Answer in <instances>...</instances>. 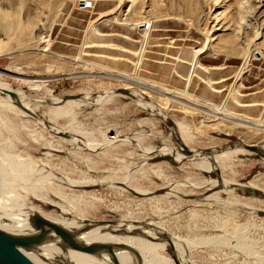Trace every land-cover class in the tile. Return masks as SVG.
<instances>
[{
  "label": "rangeland",
  "instance_id": "1",
  "mask_svg": "<svg viewBox=\"0 0 264 264\" xmlns=\"http://www.w3.org/2000/svg\"><path fill=\"white\" fill-rule=\"evenodd\" d=\"M79 1L0 0V16L24 23L11 33L20 45L0 53V84L37 113L25 120L1 106L0 146L58 178L27 202L53 219L67 210L162 232L141 237L176 241L191 264H264V0H93L88 10ZM161 63L184 71L165 76ZM55 98L76 104L53 121ZM176 250L161 253L178 264Z\"/></svg>",
  "mask_w": 264,
  "mask_h": 264
},
{
  "label": "bare ground",
  "instance_id": "2",
  "mask_svg": "<svg viewBox=\"0 0 264 264\" xmlns=\"http://www.w3.org/2000/svg\"><path fill=\"white\" fill-rule=\"evenodd\" d=\"M0 20H1L0 21V53H2L4 51L5 55H6V54H10L9 52L11 51V47L13 44H14L13 46H17V47L20 45L21 41L19 42V44H17L16 42L15 43L13 42V44L11 43V41H14L12 39L13 34L11 35V33H15L14 35L17 36L18 33L16 35V31H19L23 27L22 26L23 22L21 23V21H19L18 23H15L16 21L14 22V20L10 21L7 14H2L0 16ZM94 22H90V25H92ZM27 23H29V22H27ZM28 25L30 26V24H28ZM31 26H33V25H31ZM24 28H23V33H25ZM27 28H25V30H27ZM30 28H32V27H30ZM28 32L30 33V31H28ZM19 33H20V31H19ZM31 33H33V32L31 31ZM27 35H28V33H27ZM93 36L94 35H92L91 33H88L87 39L91 41L94 39ZM96 36H95V38H96ZM23 37H24V34H23L22 38ZM94 40H96V39H94ZM144 52H142V53L144 54ZM141 56H142V54H141ZM171 57H173V56H171ZM146 65H148V62H146ZM150 66H148V68H150ZM94 67H95V65H94ZM161 67L163 68V69L162 68L161 69L164 71L165 76L169 75L168 77L177 76L178 74H180L182 72V70L184 71V69L182 67H180V65L177 66L176 63L172 64V65L161 63ZM16 74L18 76H21L22 78H24V79H22L20 77L23 81L21 79L20 80L24 84L27 83V84L31 85L32 82L29 81L30 76L29 77H28V75L24 76L23 72H21V71L17 72ZM32 86H34V88H41L38 84H32ZM127 88H128V86H127ZM27 90H28V88H27ZM37 91H39V90H37ZM128 91H129V89H128ZM178 91H179V89H178ZM186 91H187V89H186ZM106 93H108V92H106ZM118 93H120V92H118ZM124 93L130 94L127 91H125ZM6 94H8V95H6ZM112 94H110V95H112ZM132 96H134V95H132ZM129 97H131V96H129ZM26 98L27 97L22 92V90H18V89L10 90L8 88V86H5V84H3V85L0 84V107L1 106L4 107V105H6L9 109H11V110L8 109V111H10V112L13 111V113L15 111L21 117L25 118V120L27 117H30V115L32 117V115L34 114L33 109L28 105L29 103L26 102ZM99 98H102V96ZM132 99H134V98H132ZM140 103H142V102H140ZM52 104L54 106H57V107L51 108L49 111V115L51 117H53V121H54L57 117L66 116L67 114L70 115L71 108L76 103L74 100H69L67 98H62V99L61 98L60 99L55 98L53 100ZM80 105H82V104H80ZM33 106H34V103H33ZM155 109H156V107H155ZM35 110H37V109H35ZM161 111H160V114H161ZM162 113L163 114H161V115H164V112H162ZM36 114H34V116ZM45 121L47 123L52 122L51 118L50 119L48 118ZM43 124H41V125H43ZM43 128H44V126H43ZM59 128L58 127H51L52 133L58 138H61L60 136H67L66 134H68V133L66 131H63L62 129H59ZM45 129H47V128H45ZM61 139L63 140V138H61ZM64 143H65V141H64ZM259 149H261V151H264V148L259 147ZM242 150H244V149H242ZM261 151H260V153H261ZM62 153H63V151H62ZM253 153H255V152H252V154ZM47 154H45V155H47ZM185 154L188 155V158L189 157L193 158L195 155L196 157L201 156V159H203V160L206 159L205 154L203 153V151L201 152L200 150L199 151L198 150L193 151L192 149L187 148L185 150ZM162 155H164V154H162ZM175 155L177 156L178 160H180V159L183 160V159L187 158L186 156L184 157L183 155H180V154H174V156ZM169 156H171V155H169ZM263 156H264V153H263ZM215 157H217V156H215ZM220 157L222 158L223 156H220ZM20 158L21 157L18 158V155L12 156V155L8 154L0 146V231L5 233V234H8L10 236L22 238V239H25V241H27L28 245L26 247L15 248V251L17 253H19L20 255H22L25 259H27L31 264H175L172 260H169V259H166L165 257H163L162 253H161L165 250H172L173 247H176V249H177L176 250V256H177L178 264H191V263H189V261L185 260L186 259L185 255H184L185 249L181 248L179 243H177L176 241L171 240L172 241V246H171V244L169 245L168 243H155V242L150 241V239L147 240V239H144L143 237H141V234H144L143 236H145V235L147 236V234H148L149 236H151L153 238H157V237L159 238V236H161V238H162L164 236L163 235L164 233L161 232L160 234H157L154 229H153V231L155 233L151 232V230H152L151 228H147L145 226H140L137 224L135 225L132 222L131 223H113V224L109 225L107 223H90L88 220H85V219L83 220V218L80 219L79 221H77V220H75V218L72 219L69 216V214L66 212L67 210L65 211L64 209H62L64 211H63V215L60 219H59V217H58V219H53V218L49 217L50 214L47 216L45 214V212L39 210L40 208L36 209V208L32 207V205L29 204V202H27V198L29 196H34L36 198L40 197L41 195L39 194V192H41L40 190L43 189V187H45L44 186L45 180L51 178L53 176V174H52V172H50V173L47 172L44 169V167H40L41 166V165H39L40 162H33L31 160H28V161L27 160H21ZM173 158L174 157H172V160H174ZM221 158H218V159L220 160ZM29 159H31V158H29ZM172 160H171V162H172ZM189 160H191V158ZM211 166L209 165L208 162H206L204 160V162L202 164V168L204 167L203 169H207V172L208 171L212 172L213 166L212 167ZM215 169H217V168H214V170ZM54 178H57V177L55 176ZM112 181H114V180H112ZM211 182H212V179H211ZM64 183L68 184V186H74V187L75 186H77V187H82V186L85 187L86 186V185H82V184L80 185L77 182H70L69 180H65ZM83 183H86V182H83ZM223 183H224V185L225 184L231 185L230 183H228V182L226 183L225 181H222V184ZM92 184H93V182H92ZM210 184H212V183H210ZM219 184H220L219 182L215 181L211 186L214 188V187H218L221 185V184L220 185ZM120 185L121 184H119V186ZM248 185L246 184V186H248ZM172 186H173V190H175L174 189L175 185H172ZM240 186H241V184H240ZM244 186L242 185V187H244ZM168 187H169V185H168ZM169 189H170V187H169ZM169 189H167V190H169ZM224 190L230 191L229 189H224ZM239 190H241V189H239ZM253 190H255V189H253ZM42 191H44V190H42ZM170 191H168V194L170 193ZM243 191L245 192L246 190L243 189ZM173 193L174 192H171L170 194H173ZM60 194H62V193H60ZM139 194L141 196H145V195H148L149 193L144 192V193H139ZM48 200H50V199H48ZM62 200H64V199H62ZM67 200H64V201H67ZM262 201H264V200H262ZM262 204H264V203H262ZM55 205H58V204H55ZM59 206L60 205H58V208H59ZM63 206L64 205H62V208H63ZM52 207H54V206H52ZM60 212H61V210H60ZM40 218L46 220L47 222H49L51 224L57 225L59 228L63 229L67 233H69V235L71 236L73 245L92 246L93 250L91 252H88V253L75 251L68 246H65V245H62V244L56 242L55 238L53 236L49 235L46 232V230L43 229L40 232L39 230H37L35 228L34 225L40 220ZM86 221H88L89 223L88 222L86 223ZM125 221L127 222V220H125ZM152 224H154V223H152ZM151 226H153V225H151ZM132 232H134L138 235H132L131 234ZM33 238H35L36 240L31 241ZM235 239H237V238H235ZM165 241H166V239H165ZM165 241H163V242H165ZM181 243H182V241H181ZM221 243H223V242H220V244ZM224 244H225V242H224ZM133 251H135V253ZM249 253H250V249H249ZM260 262H261V260H260ZM3 264H6V263H3Z\"/></svg>",
  "mask_w": 264,
  "mask_h": 264
},
{
  "label": "water",
  "instance_id": "3",
  "mask_svg": "<svg viewBox=\"0 0 264 264\" xmlns=\"http://www.w3.org/2000/svg\"><path fill=\"white\" fill-rule=\"evenodd\" d=\"M109 225L111 222H105ZM40 232L44 229L46 232L55 238V241L72 248L75 251L91 252L92 246L73 245L69 233L59 228L57 225L51 224L44 219H41L34 225ZM33 238L31 241H35ZM28 245L27 241L22 238L13 237L0 231V264H31L27 259L15 251V248H23ZM135 253V251H133Z\"/></svg>",
  "mask_w": 264,
  "mask_h": 264
},
{
  "label": "built area",
  "instance_id": "4",
  "mask_svg": "<svg viewBox=\"0 0 264 264\" xmlns=\"http://www.w3.org/2000/svg\"><path fill=\"white\" fill-rule=\"evenodd\" d=\"M78 6L81 10H88L90 8H92L93 6V0H81L78 2ZM144 29L148 30L149 29V24L146 23L144 25Z\"/></svg>",
  "mask_w": 264,
  "mask_h": 264
}]
</instances>
